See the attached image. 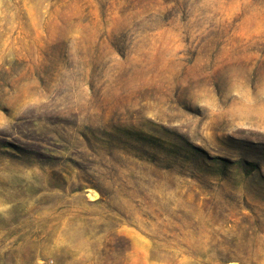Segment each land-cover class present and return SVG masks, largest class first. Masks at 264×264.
Here are the masks:
<instances>
[{
  "label": "rangeland",
  "instance_id": "1",
  "mask_svg": "<svg viewBox=\"0 0 264 264\" xmlns=\"http://www.w3.org/2000/svg\"><path fill=\"white\" fill-rule=\"evenodd\" d=\"M0 264H264V0H0Z\"/></svg>",
  "mask_w": 264,
  "mask_h": 264
}]
</instances>
